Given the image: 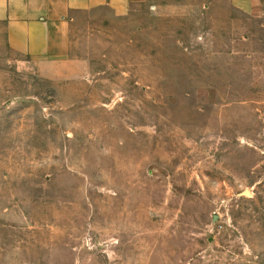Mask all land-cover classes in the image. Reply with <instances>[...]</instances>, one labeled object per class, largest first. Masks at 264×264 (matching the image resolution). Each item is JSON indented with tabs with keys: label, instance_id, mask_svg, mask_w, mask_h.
Here are the masks:
<instances>
[{
	"label": "rangeland",
	"instance_id": "374dc122",
	"mask_svg": "<svg viewBox=\"0 0 264 264\" xmlns=\"http://www.w3.org/2000/svg\"><path fill=\"white\" fill-rule=\"evenodd\" d=\"M259 1L79 12L40 61L0 25V264H264Z\"/></svg>",
	"mask_w": 264,
	"mask_h": 264
},
{
	"label": "crops",
	"instance_id": "0c3cea01",
	"mask_svg": "<svg viewBox=\"0 0 264 264\" xmlns=\"http://www.w3.org/2000/svg\"><path fill=\"white\" fill-rule=\"evenodd\" d=\"M132 0H0V25L9 50L31 60L55 59L69 48L71 22L77 13L107 8L124 16ZM255 15L259 0H230Z\"/></svg>",
	"mask_w": 264,
	"mask_h": 264
},
{
	"label": "water",
	"instance_id": "95a60500",
	"mask_svg": "<svg viewBox=\"0 0 264 264\" xmlns=\"http://www.w3.org/2000/svg\"><path fill=\"white\" fill-rule=\"evenodd\" d=\"M249 195H250V194H249L248 191H246V192H244V193L241 194V196H249Z\"/></svg>",
	"mask_w": 264,
	"mask_h": 264
}]
</instances>
